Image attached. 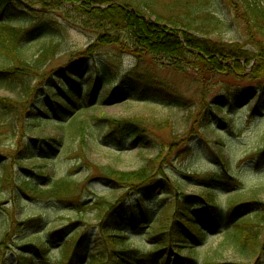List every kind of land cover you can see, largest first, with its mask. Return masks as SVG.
<instances>
[{
	"label": "trees",
	"instance_id": "trees-1",
	"mask_svg": "<svg viewBox=\"0 0 264 264\" xmlns=\"http://www.w3.org/2000/svg\"><path fill=\"white\" fill-rule=\"evenodd\" d=\"M220 2L231 16V28L236 25L244 27L246 43L231 44L211 38L228 28L226 20L217 16ZM58 12L69 16V25L86 31L92 29L98 42L96 50L92 51L90 47L78 51L70 56L69 62L55 68L52 62L57 61L61 53V36L67 30L59 26L57 21L61 16ZM17 19H22L26 25H14ZM32 42L40 44L37 54H31L27 48ZM98 49H103L106 58L103 55L95 58L102 53ZM127 56L132 58L133 65L130 69H123V58ZM0 57L4 62L0 66V85L17 95L16 100L0 98V129L13 124L23 133L31 132L41 124L56 123L61 132L74 131L87 111L123 99L154 102L167 109L186 112L195 103L181 91L180 84L189 79L192 85L201 89L199 94L203 104L207 103L211 90L219 89L209 101L220 113L232 115L238 105L248 102L246 108L254 103L250 108L253 119L264 114V0H170L164 4L158 0H0ZM242 62L249 68V73L243 70ZM167 74L172 77L171 81L164 77ZM232 77L235 80L247 78L250 84H229ZM212 118L206 112L200 120L196 118L193 125L208 130L217 120ZM103 121L107 124L102 139L106 145L123 150L131 142L130 146L141 151L155 150L157 153L155 159L130 173L110 166H94L95 177L88 183H105L113 188L114 193L120 192L115 199L97 196L87 200L81 191L76 190L79 184L76 180L55 179L45 172L44 167L38 168L36 173L31 172L32 179L17 175L22 179L18 197L22 193L30 202L40 201L53 206L59 203L80 218L94 214L98 219L95 237L101 252L91 251L86 261L88 238L81 235V227L72 224L50 232L45 239L43 235L23 233L21 240L11 239L14 246L6 240L1 242L0 264H168L173 254L181 259L182 264H196L195 246H187L195 240L203 244L212 232L217 231L219 224L225 228L233 222H236L232 228L236 244L252 259L262 258L264 227L256 221L263 219L264 210L238 221L236 218L238 213L249 209H244L247 204L263 205L251 199L248 203L236 204L227 214L216 205L217 194L237 191L240 187L238 178L230 173L224 150L217 151L216 155L222 170L216 169L214 174L205 177L188 176L203 184L209 199L183 196V208L177 207L172 213L169 212L173 203L169 202L165 207L167 223L162 221L163 226L154 231L158 243L152 247L151 253L133 249L129 242L130 232L141 231L144 224L156 216L146 198L162 189L161 180L165 183L162 194L174 199L172 189L161 178L165 173L157 174L167 160L162 154L165 143H161L162 138L150 130L161 129L164 122L156 117ZM50 141L51 144L40 149L29 143L17 155L26 160L49 162L57 148L63 145L64 138L59 134L58 139ZM41 142L45 143L44 140ZM186 148L175 151L172 156L178 155L179 161L186 160L189 154ZM263 156L264 150L256 154L259 160L256 168L264 166ZM4 158L0 155V187L3 188L13 179V174L5 168L9 157L5 162ZM171 187L181 192V186L172 183ZM131 194L138 195L141 213H132L131 219L127 220L129 208L135 207L133 202L128 204L126 201ZM200 202L209 208L208 213L200 211ZM194 211L197 215H189ZM206 217L208 229L203 228ZM32 221L35 220L26 222ZM38 221L43 224L42 219ZM23 225L24 222L17 221L7 236L11 232L12 237L13 232ZM71 230L70 238H76L72 249L64 243L58 249L61 261L54 263L51 253ZM165 248L172 253L163 257ZM187 250V255L181 256ZM175 262L177 264L176 259Z\"/></svg>",
	"mask_w": 264,
	"mask_h": 264
},
{
	"label": "rangeland",
	"instance_id": "rangeland-1",
	"mask_svg": "<svg viewBox=\"0 0 264 264\" xmlns=\"http://www.w3.org/2000/svg\"><path fill=\"white\" fill-rule=\"evenodd\" d=\"M158 1L161 4L170 2V0ZM218 5L217 16L223 21L226 20L228 28L212 35L211 38L231 44L237 42L246 43L247 33L244 27L242 28L236 25L231 28V16H229L227 8L221 2ZM38 8L42 9L39 6ZM58 13L61 16L57 21L59 26L67 28V30L61 36V53L58 54L57 61L52 62L55 68L69 62L70 56L78 51L83 52L90 47H92V51L96 50L98 42V37H96L92 29L86 31L83 28H75L69 25V16L67 14L64 16V14ZM150 18L155 20L154 17ZM13 24L17 26L26 25L22 19L15 20ZM38 43L32 42L27 47L31 54H37L40 45ZM98 50L102 53L95 58L105 57L103 49ZM3 64L4 62L0 57V66ZM123 64V69H130L133 65L132 58L129 56L124 57ZM242 64L244 65L243 70L249 73V68L246 67L245 62H242ZM164 77L168 81L172 79L168 74ZM175 83L178 85L177 80ZM228 83L232 85L250 84L247 78L235 80L233 77L228 80ZM180 89L188 99L190 98L195 103L193 104L194 107L189 111L184 112L177 109H167L154 102L140 103L123 99L117 100L111 105H102L87 111L74 128L75 130L66 131L65 133L60 131V127L56 123L41 124V126L33 129L31 132L23 133L21 130L13 127V124L4 125L3 127L5 128L0 129V155L5 157L3 159L4 162L9 157L5 168L9 173L13 174V179L9 185H5L4 188L3 186L0 187V207L5 210L3 212L0 208V243L6 240L10 246H14L13 240H21L23 233L27 235L39 234V237L43 235L45 239L50 232L58 231L67 225L73 224L76 227H81V235L85 234L88 238L86 241L88 249L86 261L91 251L101 252V247L95 237L98 219L94 214L91 213L80 218V216L72 213L73 211L70 208H65L59 203L53 206L52 204L40 203V201L30 202L22 193L18 197L22 179H18L17 175L20 174L22 178L27 177L28 179H32L31 172L36 173L38 172V168L44 167L46 168L45 172L55 179L66 178L76 180L79 183L76 190L78 189V192L81 191V194L87 200H92L97 196L115 199L120 195V192L114 193L112 191L113 188H109L105 183L98 181H94L92 184L88 183L89 179L95 177L94 166H110L123 173H130L146 165L148 160L155 159L157 153L155 150L141 151L136 146H130L131 142L129 144L127 143V147L123 150H116L106 145L102 142L107 131V124L103 121L104 119L123 120L135 119L136 117L151 119L156 117L163 119L164 122L161 129L150 128V130L155 135H158L159 138H162L161 143H165L162 154L167 160L164 161V167H159L157 174L165 173V176L161 178L172 189L174 199L167 198V196L162 194L165 183L161 180L162 189L155 192L152 197L146 198L147 205L153 208V212H156L154 216H156L150 222L144 224L145 228L141 231L130 232L131 237L129 242L133 249L151 253L152 247L158 243L154 231L163 226L162 221L165 224L167 223V209L165 207L169 202L173 203L169 212L172 213L177 207L183 208L181 204L184 198L183 196L208 198L207 196L209 194L203 184L194 181L190 177H205L214 174L216 169L222 170L221 163L216 159L217 151L219 150H224V155L228 157L230 173L238 178V185L240 186L237 191H225L215 196V202L219 210L227 214L236 204L248 203L251 199H254V201L263 206L258 207L255 204H247V207L244 209H249L241 214L238 213L237 221L251 213L261 211L262 209L264 210V166L262 168H256V162L259 161L256 158V154L264 150V114L257 117V119H253L250 108L254 103H251L250 107L246 108L248 102H243L238 105L237 111L232 115H228L227 112L220 113L210 104V101L219 92V89L215 88L211 90L207 95V103L203 104L199 94L201 89L192 85L190 79L180 84ZM161 93L164 94V92ZM16 96L10 89L0 85V98L16 100ZM206 112L211 118L213 117L212 119H217V122L215 121L212 124L213 127L204 130L197 128L198 125L194 126L193 121L196 118L200 120ZM228 117L231 118V121H229ZM214 129H217V131ZM59 134L63 136L64 143L57 148L55 155L49 162L44 163L38 159L26 160L23 156L17 155L20 149L25 148L29 143L31 146H36L37 149L46 147V145L51 144L50 140L58 139ZM191 137H195L192 145ZM41 140H44L45 143L41 142ZM182 148H186L189 154L186 160L179 161L177 158L178 155H172L175 151ZM90 166L92 167L91 170L89 169ZM1 175L2 171L0 167ZM172 183L181 186V192L173 189L171 187ZM137 199L138 195L136 194H131L126 199L128 204H132V202L135 204L134 209L132 207L129 208L127 220L131 219L132 213H141ZM200 204L201 206L198 207H202L200 209L202 213L209 210L201 202ZM195 213L196 211L189 213V215ZM163 215L166 217L160 218ZM202 217L205 216L203 215ZM207 218L203 220L204 229H208ZM39 219H42L43 224L38 221ZM27 220L35 221L27 223ZM214 220H216V217ZM17 221L24 222L23 227H18L15 233L13 232L12 237L11 232L7 236L10 227L17 224ZM235 223L233 222V224L225 228L219 224L217 231L212 232L203 244L195 240L192 241V245L187 246H195L193 253H195L196 264H264V251L262 252L261 259L258 260L256 257L252 259V257L247 256L241 250V247L236 244L235 232L232 229ZM256 223L264 227V213L263 219L257 220ZM71 233L72 230L64 236L63 243L55 247L54 252L51 253V260L54 263L61 261L58 249L61 246L63 247L64 243L69 244L72 249L76 238H70ZM11 239H13L12 242ZM188 251H184L181 256H186ZM168 252L172 253L170 249L165 248L162 252L163 257ZM175 259L177 260V264L183 263L180 258H177L173 254L172 256L170 255L168 264H176Z\"/></svg>",
	"mask_w": 264,
	"mask_h": 264
}]
</instances>
